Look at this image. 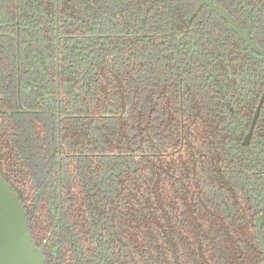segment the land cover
<instances>
[{
    "label": "trees",
    "instance_id": "obj_1",
    "mask_svg": "<svg viewBox=\"0 0 264 264\" xmlns=\"http://www.w3.org/2000/svg\"><path fill=\"white\" fill-rule=\"evenodd\" d=\"M213 1L264 48V0L252 20L246 0ZM58 15L57 30L56 0H0V171L38 245L56 225L48 263H262L264 175L237 126L263 59L200 0H59Z\"/></svg>",
    "mask_w": 264,
    "mask_h": 264
},
{
    "label": "water",
    "instance_id": "obj_2",
    "mask_svg": "<svg viewBox=\"0 0 264 264\" xmlns=\"http://www.w3.org/2000/svg\"><path fill=\"white\" fill-rule=\"evenodd\" d=\"M201 6L208 5L214 9L217 13L222 15L226 21L241 35L247 44L253 47V49L261 55L264 60V49L258 47L251 39L250 30H244L238 25V23L232 18L229 12L213 3L210 0H200ZM59 0H56V26L59 28V15H58ZM247 4V0H246ZM251 13V12H250ZM59 40H57L58 43ZM57 92L60 93L59 84V71H60V53L59 47H57ZM264 101V94L260 105L257 109L255 118L253 120V126L251 132L247 138L251 136L257 116L261 109V105ZM58 128H61V113H60V98L58 96L57 112ZM61 169H62V152L60 141L58 143V183H59V213L56 223L59 222L62 216V192H61ZM263 216H261L256 225L258 231V237L260 239L263 251H264V236L262 233ZM56 225L50 230L48 236L41 245H38L31 232L28 213L20 194L14 189V187L7 181L6 177L0 171V264H49L45 255L46 245L51 238ZM260 264H264V261Z\"/></svg>",
    "mask_w": 264,
    "mask_h": 264
},
{
    "label": "flooded vegetation",
    "instance_id": "obj_3",
    "mask_svg": "<svg viewBox=\"0 0 264 264\" xmlns=\"http://www.w3.org/2000/svg\"><path fill=\"white\" fill-rule=\"evenodd\" d=\"M210 1H212L213 3H215L213 0H210ZM216 4V3H215ZM218 5V4H217ZM204 6H208V5H204ZM218 6H220V5H218ZM244 6H245V8H246V10L248 11V14H249V17H250V19L252 20V17H251V13H250V11L248 10L249 8L247 7V4H246V1H245V3H244ZM209 7V6H208ZM221 8H223L222 6H220ZM224 9V8H223ZM214 10V9H213ZM224 10H226V9H224ZM226 11H228V10H226ZM252 11V10H251ZM230 13V12H229ZM219 14V13H218ZM231 16H232V14H230ZM232 18H233V16H232ZM234 19V18H233ZM228 22V21H227ZM239 25V24H238ZM240 26V25H239ZM240 27H242L244 30H250V33H251V39H252V41L258 46V47H260V48H262L261 46H259L257 43H256V38H255V35H254V28H253V26H251L250 27V25L248 26H240ZM255 32H256V29H255ZM239 35V34H238ZM239 37L241 38V40H243V41H245V39L241 36V35H239ZM250 46V45H249ZM251 47V51H250V54L252 55V56H257V57H261V55L259 54V53H257L254 49H253V47L252 46H250ZM262 49H264V48H262ZM263 62H264V60H263ZM263 94H264V89H263V91L261 92V94L259 95L260 97H259V99H257V96H255L256 97V99H254L253 101H251L252 102V104L253 105H256V109H255V111H254V115H253V118H252V121H251V124H250V127H245L246 129L247 128H249L248 130H247V132L245 133L244 132V130H245V128L243 129V131L241 130V125L240 126H237V128H239L240 130V132L241 133H244L243 134V137H242V134H241V136H239V137H241V139L238 141L239 142V144H240V148H239V151H242V153H241V155L244 157V159L245 160H249L250 159V162H252V166H253V170H251L252 172H254V173H256V174H262L263 173V175H264V171H260L259 170V168H262V167H264V163L262 164V167H260L261 166V163H260V160H258L257 158H255V156H256V154L258 153L259 154V156H260V154H261V152L263 151V150H260V148H262V149H264V132H262L261 134H259V136H257V134L258 133H255V128H256V126H257V121H258V118H259V116H260V114H261V111H262V109H263V107H264V101H263V103H262V105H261V109H260V111H259V114H258V116H257V119H256V122H255V125H254V128H253V131H252V133H251V136L249 137V138H247V136H248V134L251 132V129H252V124H253V120H254V118H255V115H256V112H257V109H258V107H259V105H260V102H261V100H262V97H263ZM257 103V104H256ZM241 117H243V116H241ZM244 118V117H243ZM241 120H244V119H242V118H240ZM246 131V130H245ZM238 137V136H237ZM256 139H259V141L257 142L258 143V145H259V147H254V148H252V146H251V144H252V142H255L256 141ZM250 147V148H249ZM259 148V149H258ZM249 152H251V154H249ZM246 155V156H245ZM254 155V156H253ZM260 158H261V156H260ZM255 168V169H254ZM242 176H243V173H242ZM240 183L242 184V188H243V178L242 179H240ZM243 190L245 191V189L243 188ZM261 216H263V224H262V233H263V229H264V214H260L259 216H258V218H257V220H256V222H255V226H256V229H257V225H256V223H257V221H258V219L261 217ZM257 235H258V231H257ZM260 240V239H259Z\"/></svg>",
    "mask_w": 264,
    "mask_h": 264
}]
</instances>
